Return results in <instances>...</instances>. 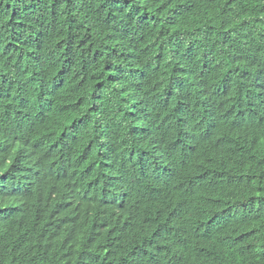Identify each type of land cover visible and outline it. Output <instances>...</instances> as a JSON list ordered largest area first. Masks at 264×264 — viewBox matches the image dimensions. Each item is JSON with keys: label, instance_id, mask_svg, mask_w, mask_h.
<instances>
[{"label": "clouds", "instance_id": "clouds-1", "mask_svg": "<svg viewBox=\"0 0 264 264\" xmlns=\"http://www.w3.org/2000/svg\"><path fill=\"white\" fill-rule=\"evenodd\" d=\"M2 1L8 26L0 36V73L24 67L39 50L43 30V26L22 19L29 5L39 9L40 0ZM179 13L195 17L198 27L190 37H175L170 48L188 68L163 80L162 60L147 57L146 69H131L141 54L136 50L128 65L136 79L124 85L134 98L131 105L149 117L154 103L149 92L160 89L157 102L164 118L153 123L156 133L152 138L145 137L144 126L124 118L141 127V135L125 137L131 156V165L126 167L131 170L126 171L144 174L150 189L121 174L109 183L117 192L113 200H102L98 191V201L86 203L74 191L72 182L67 185L61 179L66 173L61 174L64 168L57 158L67 148L64 141L38 145L32 140L37 125L28 121L9 122L0 128L17 123L28 139L27 154L34 158L25 161L8 147L7 137L0 133V219L23 222L19 239L26 252L16 264H168L172 259L151 242L159 217L166 235L181 227L189 232L193 226L212 239H222L228 233L233 218L225 211L211 216L202 226L191 213H181L184 208L195 211L217 189L204 163L202 145L213 148L211 158L240 164L260 150L264 139V0H188ZM120 45H102L101 53L108 60ZM106 46L108 53L104 54ZM97 49L91 47L84 57V83L88 77H101L94 62ZM50 51L59 56L66 51L60 45V34L50 42ZM215 55L220 57L223 69L216 64L205 65L212 64L209 60ZM228 55L232 57L230 62ZM248 87L255 90L249 93ZM208 94L219 103L221 118L210 107ZM46 102L50 109L52 100H41L40 106ZM92 104L95 110L101 108L98 102ZM103 125L106 136L114 124L107 118ZM218 133L223 135L220 143L211 139ZM44 149L49 153H43ZM17 159L20 162L14 168ZM34 188L37 198L29 203L24 198ZM112 206L117 208L114 228L110 226ZM148 208L171 209L174 223L169 224L162 212L148 215ZM94 210L97 214L92 218ZM114 240L130 246L131 251H124Z\"/></svg>", "mask_w": 264, "mask_h": 264}, {"label": "trees", "instance_id": "trees-1", "mask_svg": "<svg viewBox=\"0 0 264 264\" xmlns=\"http://www.w3.org/2000/svg\"><path fill=\"white\" fill-rule=\"evenodd\" d=\"M187 1L40 0L37 11L36 5H29L22 12V19L30 25L43 26L41 45L24 67L0 73V128L5 123L28 121L37 125L32 140L38 145L46 147L54 141H64L67 148L57 158L64 168L61 174L66 173L61 179L67 185L72 182L74 191L86 203H96L98 191L102 193V200L108 203L113 200L117 192L109 183L121 174L150 189L144 174L126 171L131 165V156L125 137L141 135V127L131 125L124 118L144 126L145 137L152 138L156 133L153 123L164 118L157 102L160 89L149 92L154 100L149 117L131 105L134 98L124 85L136 79L128 68L136 50L141 54L136 59L137 65L130 66L131 69H146L147 57L162 60L163 80L188 68L170 49L175 37H190L198 30L195 17L179 13ZM5 14L0 0V36L7 32ZM57 34H60V45L66 50L60 56L50 51V42ZM114 42L121 45L107 60L101 47ZM93 46H98L94 62L101 77H88L84 83V57ZM107 49L108 46L104 54L108 53ZM226 59L230 62L231 55ZM209 62L212 64L203 63L207 67L216 64L224 68L219 56H213ZM254 90L253 87L247 89L249 93ZM44 94L45 101L52 100L50 109H47L48 102L40 106ZM208 97L210 107L221 118L219 103L209 94ZM94 101L100 104V109L92 107ZM107 118L114 128L104 136L103 121ZM0 133L7 137L8 147L25 161L34 159L27 154L28 139L17 123L1 129ZM211 139L220 143L223 135L214 134ZM201 150L217 189H213L215 192L195 211L184 208L181 214L191 213L202 226L211 216L225 211L233 218L228 233L217 240L200 234L193 226L189 232L187 227H181L166 235L162 231V217H159L152 229V244L172 259L168 264H264V139L260 150L243 164L211 158L212 147L202 145ZM43 153L49 150L44 149ZM36 198L34 188L24 199L33 203ZM160 212L169 224L174 223L173 211L169 208L147 210L150 216ZM96 214L94 210L91 217ZM116 215L117 208L112 206L111 228L117 225ZM22 225L19 220L0 219V264L20 263L23 258L26 248L20 246L19 239ZM105 237L110 239L106 234ZM114 242L124 251H131L130 246L118 240Z\"/></svg>", "mask_w": 264, "mask_h": 264}, {"label": "bare ground", "instance_id": "bare-ground-1", "mask_svg": "<svg viewBox=\"0 0 264 264\" xmlns=\"http://www.w3.org/2000/svg\"><path fill=\"white\" fill-rule=\"evenodd\" d=\"M73 48H74V47H73ZM45 99H46V94H44V95H43V97H42V99H41V100L44 102V101H45ZM17 161H18V162H17V164L15 165V167H14V168H16V166H17V165H18V163L20 162V159H17Z\"/></svg>", "mask_w": 264, "mask_h": 264}]
</instances>
